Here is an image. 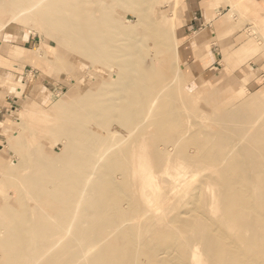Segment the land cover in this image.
Instances as JSON below:
<instances>
[{
  "label": "bare ground",
  "instance_id": "1",
  "mask_svg": "<svg viewBox=\"0 0 264 264\" xmlns=\"http://www.w3.org/2000/svg\"><path fill=\"white\" fill-rule=\"evenodd\" d=\"M215 1L203 0L205 10ZM144 3L147 0H0L7 12L14 13L11 20L23 16L22 21H26V14L38 9L46 32L59 45H66L80 56L81 62L88 65L87 78L91 80L85 90L63 99L61 109L54 113L56 121L48 126L61 138L59 153H43L44 146L40 144L29 149L22 139H17V134L13 136L22 148L14 166L25 170V189L19 190L15 198L0 197V264H142L144 259L136 251L141 243L149 246L142 235L147 236L152 225L142 226L146 233L140 232L144 234L136 231L135 241V224H125V220L131 221L139 206L144 207L142 212L146 208L159 217L160 203L169 201L166 199L170 193L185 187L195 176L189 170L193 155L183 153L182 160H173L171 170L163 161L152 165V158L157 155L169 160L176 153L178 138L171 137L168 145L164 142V148L152 153L145 149L147 127L137 128L139 113L154 105L153 97L160 99L157 110L164 116L172 105L167 102V87L163 83L171 71L167 61L171 51L166 45L172 35L149 18ZM130 5L134 7L136 22L141 21L147 34L136 35L133 23L126 27L113 14L114 7L130 11ZM151 52L155 53V61ZM35 60L29 59L32 63ZM167 117L178 120L173 111ZM236 121L237 116L228 115L222 124L232 126ZM261 121V125L254 121L242 127L232 137L225 131L209 137L203 134L210 141L225 137L227 143L221 147L207 149L202 140L194 141L214 168L213 175L206 177L208 184L202 182L205 188L201 189L202 207L198 202L199 212L203 209L201 222H197L201 227L198 240L179 245L183 249V255H179L187 262L264 264V119ZM131 139L134 150L131 157L120 159L123 167L126 164V174L122 176L123 184H119L115 182V173L122 165L113 156L114 147L124 140L132 143ZM131 158L136 165L130 172L127 162ZM133 184L138 187L131 191ZM162 187L165 194L155 197ZM27 194L33 199L31 205L25 201ZM134 195L139 201H133ZM121 199L128 201L125 200L126 208L119 206ZM215 219H230V230ZM121 223L124 227L118 229ZM208 225L212 226L211 232L204 231ZM108 229L112 231V240L102 235L101 231ZM121 243L128 245L127 252L117 251ZM154 245L150 244L151 252L145 261L167 264L159 256L167 253L168 247L164 250ZM89 248H94L92 254Z\"/></svg>",
  "mask_w": 264,
  "mask_h": 264
},
{
  "label": "rangeland",
  "instance_id": "2",
  "mask_svg": "<svg viewBox=\"0 0 264 264\" xmlns=\"http://www.w3.org/2000/svg\"><path fill=\"white\" fill-rule=\"evenodd\" d=\"M131 6V12L122 7H114L113 14L119 17V21L126 27L133 23L131 27H134L136 35L147 34L145 26H141V21L136 22V15L132 11L134 7ZM142 6H147L143 11H146L157 26L160 23L159 26L172 35L166 45L171 51L167 60L171 71L165 76L163 83L167 87V102L169 105L172 102L169 110L173 111L178 120L173 122L167 117H171L172 111L166 112L164 116L157 110L160 99L153 97L154 105L139 113L140 123L137 128L139 130L147 127L145 149L152 153H156L159 147L164 148V142L168 145L167 140L171 137L178 138L176 153L169 160H162L161 156L157 155L152 158V165L163 161L168 164L167 170H171L173 160H182L185 153L193 155L189 170L196 174L185 187L170 193L169 199H166L169 201L160 203L161 210L164 211L160 210L159 217L146 211V208L142 212L144 207L141 205L143 208L138 207L135 211L137 214L134 213L131 221L125 220L124 223L135 224L132 229L135 241L136 233L144 234L142 231L145 226L152 225L147 232L149 237L147 238L148 234L142 235L147 239L149 246L141 243L136 251V255L141 260L144 259L142 264H151L148 260L145 261L151 252L150 244L164 247V250L168 247L167 253H163L167 255L159 256L160 260L167 264H197L187 262L186 258L180 257L179 254L183 255L181 247L187 240L195 242L201 233L199 216L203 209L199 212L198 202H201L202 207L204 194L201 189L209 182L206 177L213 175L214 163L203 157L201 148L194 141L202 140V146L207 149L221 147L227 143L225 137L216 140L212 138L211 141L208 137L222 131L232 137L239 129L253 124L254 121L261 125L260 121L264 119V9L255 0H216L206 10L203 0H147V4ZM39 13L40 11L35 9L26 14V17H29L26 21H22L23 16L11 20L14 13L7 12L4 6L0 5V25H4L0 27V197L5 199L9 196L15 198L19 190L25 189V170L14 166L19 161L22 149L17 142L22 139L29 149H35L40 144L46 147L45 151L44 147L42 148L43 153L48 150L59 153L62 148L61 138L48 129V126L56 121L54 113L61 109L63 99L85 90L91 84V80L87 78L88 65L81 62L78 54L67 49L64 44L59 45L58 41L46 32V24L38 17ZM199 18H202L204 25L201 29L198 25ZM192 22L197 24L193 25ZM150 56L156 58L153 52ZM32 58L36 59L34 63L29 61ZM228 115L237 116V121L232 126L222 124ZM262 133L264 134V131ZM16 134L19 140L13 137ZM203 134L208 137H203ZM129 142L132 143L128 144L124 140L114 147L113 156L119 160H116L117 163L122 165L121 170L117 169L118 172L115 173V182L119 184H123L125 177L122 176L126 174V164L123 167L120 159L123 160L132 154L135 146L133 139ZM127 165L131 172L136 163L131 158ZM136 187L138 185L133 184L131 191ZM164 194L165 188L162 187L154 195L159 197ZM134 199V202L139 201L137 195H134ZM125 200L119 201L120 207L128 206V201ZM25 201L29 205L33 204L29 194L26 195ZM215 222L227 225L228 231L232 225L230 219H215ZM122 224L118 229L124 227ZM204 231L211 232L212 226H206ZM101 232H104L103 236L113 239L111 229ZM182 238L185 241H182ZM162 243L166 244L162 246ZM181 244L183 245L179 247ZM128 248L127 244L121 243L117 251L125 253ZM93 252L94 248H89V253Z\"/></svg>",
  "mask_w": 264,
  "mask_h": 264
},
{
  "label": "crops",
  "instance_id": "3",
  "mask_svg": "<svg viewBox=\"0 0 264 264\" xmlns=\"http://www.w3.org/2000/svg\"><path fill=\"white\" fill-rule=\"evenodd\" d=\"M257 2V4L264 9V0H255ZM193 25H196L197 23L196 22H192ZM198 25L200 26V29L204 26L203 25V21H202V18H199V21H198Z\"/></svg>",
  "mask_w": 264,
  "mask_h": 264
}]
</instances>
